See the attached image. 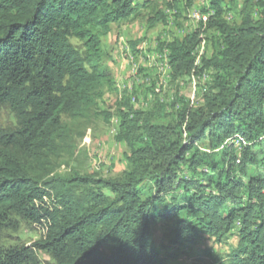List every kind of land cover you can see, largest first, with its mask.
Masks as SVG:
<instances>
[{"label":"trees","instance_id":"1","mask_svg":"<svg viewBox=\"0 0 264 264\" xmlns=\"http://www.w3.org/2000/svg\"><path fill=\"white\" fill-rule=\"evenodd\" d=\"M162 6L176 1L0 0V106L16 118L0 129V231L24 221L45 232L0 244V264H39L36 251L54 264H167V247L230 236L235 245L209 264H264V0H241L233 23L223 0H209L195 29L158 44L173 81L210 71L209 87L198 106L177 96L147 111L118 108L115 139L128 148L119 177L54 173L72 122L113 83L100 64L103 36L137 16L165 24ZM207 39L212 52L199 61Z\"/></svg>","mask_w":264,"mask_h":264},{"label":"rangeland","instance_id":"2","mask_svg":"<svg viewBox=\"0 0 264 264\" xmlns=\"http://www.w3.org/2000/svg\"><path fill=\"white\" fill-rule=\"evenodd\" d=\"M174 1L176 10L162 6L165 24L148 28L144 19L137 16L113 24L112 30L103 36L100 64L108 70L113 83L104 86L97 109L83 120L72 122V148L55 161L54 173L116 178L127 169L125 157L128 148L115 139L118 108L130 107L147 111L151 109L155 99L169 106L177 96L195 106L203 104L211 77L199 79L197 76H183L173 81L166 60L167 53L160 51L157 46L195 29L198 21L209 13V0H197L189 9H185L184 0ZM240 5L241 0H223L224 17L227 21L233 23L238 20ZM71 42L76 46L80 44L75 39H71ZM211 52V43L207 39L198 46L195 55L201 61L202 57L209 56ZM101 111L109 114V118L102 115ZM15 126L16 118L8 104L0 106V129L8 130ZM164 231V224L153 226V237L161 246L166 241ZM44 233V229L37 224L20 221L15 228L9 227L0 231V244L6 247L30 245L41 239ZM235 243L234 236L222 243L203 237L193 245L180 246L177 253L171 247L161 250L160 253L167 264H209L211 256L226 254L228 246ZM36 256L39 264H54L52 256L45 251H36Z\"/></svg>","mask_w":264,"mask_h":264},{"label":"bare ground","instance_id":"3","mask_svg":"<svg viewBox=\"0 0 264 264\" xmlns=\"http://www.w3.org/2000/svg\"><path fill=\"white\" fill-rule=\"evenodd\" d=\"M195 13H197V11L195 12ZM198 14V13H197ZM195 17V16H194ZM165 53H167V51H165ZM161 56V55H160ZM166 57H167V55H166ZM166 60H168L167 58H166ZM164 64H165V62H164ZM167 64H169L168 62H167ZM169 66V65H168ZM165 67V66H164ZM170 68V67H169ZM171 71V70H170ZM171 76V75H170ZM199 79H204V78H207V77H210L209 75H208V73L207 72H205V73H203L201 76H197Z\"/></svg>","mask_w":264,"mask_h":264},{"label":"built area","instance_id":"4","mask_svg":"<svg viewBox=\"0 0 264 264\" xmlns=\"http://www.w3.org/2000/svg\"><path fill=\"white\" fill-rule=\"evenodd\" d=\"M206 72H210V71H206Z\"/></svg>","mask_w":264,"mask_h":264}]
</instances>
